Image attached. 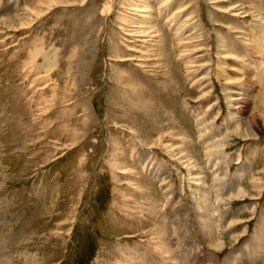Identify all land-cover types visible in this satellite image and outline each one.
Listing matches in <instances>:
<instances>
[{
	"label": "rangeland",
	"instance_id": "1",
	"mask_svg": "<svg viewBox=\"0 0 264 264\" xmlns=\"http://www.w3.org/2000/svg\"><path fill=\"white\" fill-rule=\"evenodd\" d=\"M263 95L264 0H0V262L264 264Z\"/></svg>",
	"mask_w": 264,
	"mask_h": 264
},
{
	"label": "bare ground",
	"instance_id": "2",
	"mask_svg": "<svg viewBox=\"0 0 264 264\" xmlns=\"http://www.w3.org/2000/svg\"><path fill=\"white\" fill-rule=\"evenodd\" d=\"M260 102L261 103H264V95H263V97L261 98V100H260ZM202 124H203V121H202ZM202 124H200V125H202ZM205 131H208L207 130V128H206V126H205V124H203L202 125V135H201V137L202 138H204L203 140H204V142L205 143H209V142H207V140H209V139H211V134L209 135V136H207L206 134V132ZM209 146V145H208ZM207 146V147H208ZM219 148H220V146L219 147H216V146H214V144H211L209 147H208V153H209V155H208V162H211V159L213 158V156H216V155H219ZM174 156V155H173ZM156 175H158L157 173V171H153ZM241 172V171H240ZM155 176V175H154ZM160 176V175H159ZM164 179V178H163ZM162 179V180H163ZM165 180V179H164ZM227 184V183H226ZM201 185V184H200ZM199 188V187H198ZM192 216V215H191ZM162 217V216H161ZM210 217V216H209ZM168 220V219H167ZM167 220H166V222H164V225L162 226V228H161V230L162 229H166L167 227H168V222H167ZM176 221V220H175ZM174 222V221H173ZM172 222V223H173ZM186 222V221H185ZM186 225V224H185ZM182 226V225H181ZM161 227V226H160ZM185 228V227H184ZM208 228V227H207ZM205 229V228H204ZM205 233H207V232H205ZM186 234V233H185ZM160 236H162V234H160ZM152 240V239H151ZM172 244V243H171ZM173 245V244H172ZM170 247H171V245H170ZM169 248V247H168ZM173 248V247H172ZM175 250V249H174ZM136 251V250H135ZM159 251V250H158ZM168 251V250H167ZM161 252V251H160ZM176 252V251H175ZM163 253V256H164V258H166V260H167V263L168 264H175L174 263V261L173 260H175L176 259V257H175V255H172V254H174V253H172V254H170V253H168L169 255H165L166 253H164V252H162ZM259 253V252H258ZM157 254V253H156ZM256 256V255H255ZM259 256V255H258ZM9 259V258H8ZM255 259V258H254ZM10 260V259H9ZM177 260V259H176ZM254 263V262H253ZM0 264H2V262H0ZM6 264V263H5ZM177 264V263H176ZM180 264V263H179ZM181 264H182V262H181ZM228 264V263H227Z\"/></svg>",
	"mask_w": 264,
	"mask_h": 264
}]
</instances>
